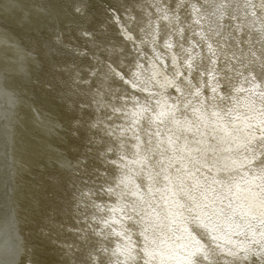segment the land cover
Here are the masks:
<instances>
[{
  "label": "bare ground",
  "instance_id": "6f19581e",
  "mask_svg": "<svg viewBox=\"0 0 264 264\" xmlns=\"http://www.w3.org/2000/svg\"><path fill=\"white\" fill-rule=\"evenodd\" d=\"M15 1L0 0V136L4 132L10 139L5 141L6 148H8L7 159L2 165L0 164V178L5 183V186L2 187V194H0V205L8 208L10 217H4L7 211L4 212V215L0 210V237H2L0 253L2 261H5L8 256L11 257L6 260L7 264L12 262L16 264L17 261V264H22L21 262L27 260L26 255L19 258L18 254L22 250L21 234L26 236V229H28L31 236L35 235L37 245L40 247L38 252L32 245L30 251L32 259L38 264H53L55 263L53 260L57 259L56 256L66 250H64V244L62 246L59 239L53 237L52 226L50 229L48 228L50 224L58 226V222L56 221L54 224L55 220L50 219V215L51 218L52 215L65 216L56 211L63 205L58 201L59 197L65 200L72 199V202L74 199L78 200V197L71 194L65 196L69 189H76L74 179L66 181L65 189L61 187L60 192L57 191L54 195H45V188L54 189V186L57 187V184L52 182L54 174L50 167L52 163L49 167L47 164L57 156L56 147L58 149L59 147L66 148L63 147L64 145L70 147L71 142L74 141V135L70 132H67L68 135L65 137L66 129L69 127L70 131L81 132L84 125L69 124L68 122V117L70 118L72 115L69 112L73 111L76 106L70 104V107H63V99H58L53 95L47 96L37 86L33 87V90L29 89L30 77L27 71L25 72V67L20 66L27 63L28 67L26 68L31 71V69L33 70L31 65H33L35 70L37 69L35 76L40 77L38 70L40 63L42 66L43 62L37 56L36 51L29 49L22 37L34 41L35 47H38L37 45L40 46L42 41H53L66 31H71L69 33L71 37L73 34H81L85 27L83 25L84 18L80 13L79 16H75L76 11L83 12L82 15H85L88 20L89 13L91 14V11L95 10L93 7L101 8L104 3H112L114 0ZM65 1L68 3H64ZM199 1L200 3L197 5L199 12L194 13L193 17L205 29H200V31L196 29L195 34L194 32L190 34L187 29L184 61L190 73L188 76L192 77L193 75L199 78L203 84L205 80L206 85H204L208 96L213 100L211 103H214V107L207 110L204 105L195 106L190 113L193 123L188 127L189 133L197 131L194 137L200 135L195 143L202 145L199 147L200 155L208 156L197 165L187 164L188 167L185 166L183 172H180L176 177L179 178L180 182L177 181L179 185L170 184L167 191V193L170 191L169 200L173 201L177 214V218L175 220L172 218L170 221L172 232L170 244L175 260L172 262L170 259V264H174V262L181 264L183 261L177 262L181 256L182 258L188 257L187 260H190L191 255L184 253L191 249L200 252L199 260H203L205 255L208 257L214 255L216 259L207 260L204 264H264L263 261L261 262V259L264 260V232L260 230V226L263 227L260 221L264 222V173H262V169H264V36H262L264 32V0H252L250 6H247L243 0H234L230 5V7H234V10L228 9L229 6L221 3L223 0ZM14 3L18 4L16 9L20 16L16 21L13 20L14 18L7 17L5 9L9 8L10 4L16 5ZM56 4H58L59 11L56 9ZM62 8L68 13L64 15L72 17V21L62 20L63 14L60 11ZM22 12H25L26 15ZM224 14L229 15L230 19L227 21L226 33L222 32L220 35V23ZM61 24L67 26H63L60 33L54 35L49 33H53L55 28ZM42 31L45 32L42 33ZM206 31L209 38L212 39L205 41V37L199 32ZM207 42L212 44L210 51L213 54H210L209 50L207 51ZM192 44H199L198 47L201 48L203 45L206 51L201 54L202 52L191 46ZM54 46L56 47V45ZM52 49L51 53L43 51L40 53L41 55L44 53L45 69L51 73L49 75L56 76L51 72L49 66L51 56L63 55L64 51L56 49L59 51L56 55ZM81 50L83 51L82 48ZM211 57L214 58L215 63L210 61L213 60ZM205 60L210 63H206ZM240 64L246 67L242 69L239 67ZM200 65L205 67L197 69V66ZM247 68L250 70L249 73L245 71ZM200 73L202 77L199 75ZM223 81L226 82V85L222 83ZM261 82H263V86L257 87L256 85ZM38 83L42 85L43 81L39 79ZM32 84L34 85V83ZM220 84L223 86L221 87ZM72 90L68 89V92L73 93ZM29 92L32 97L33 95L35 97L31 98ZM27 93L29 94L26 96ZM258 97L263 103L256 102ZM219 99L226 101L225 116L221 113L222 109L215 105L219 103ZM59 105L63 108L59 110L63 114H59L55 118L56 110L54 108L57 109ZM45 110H47L46 113H44ZM50 113H54V116ZM80 113L84 118L87 115L84 110ZM48 121L50 123L46 124ZM56 126L59 128L58 130ZM55 134H62L63 139L60 140L59 136H55ZM193 145V143H189L188 152H190L189 147ZM190 154L196 153L191 151ZM58 157L61 159L59 153ZM31 158L32 161H27ZM29 166L31 172H27ZM173 182L175 183V181ZM198 191L203 194L200 198ZM52 197L56 202H53ZM27 198L29 199L27 200ZM141 198L137 196V199L133 198L129 202H125L124 196L121 195L118 201L124 203L122 204L123 210L139 214L144 211ZM165 198L167 199L166 195ZM236 199L242 204L236 203ZM210 203H213V207L210 206ZM214 211L219 216L215 217L211 213ZM241 212L243 215L240 218ZM26 217L30 218L32 223H28ZM161 221L160 233L166 230L168 222L165 216H161ZM244 221L251 223L255 228L249 223L245 224V227H248L245 228ZM192 226L195 227L192 228ZM235 229L252 233L253 243L258 248L256 253L259 259H252V257L251 260L246 258L245 261V258L238 259L236 256L234 258V253L242 252V249L248 253L251 247L247 242L239 241ZM6 232L9 234L8 237L15 238L13 239L14 244L8 242ZM105 237L99 238L102 245H105ZM116 238L122 240L118 235ZM95 239L98 240L97 237H93L92 242L98 244L99 242ZM210 243L212 244L210 245ZM19 246L21 250H19ZM210 247L212 250L217 249L219 255L210 253L211 249H208ZM118 249L121 253L127 252L125 248ZM233 249L237 251L234 252ZM94 253L96 257L93 255ZM147 253L149 256V252ZM116 255L112 256L111 249L108 250L104 247H99L96 251L89 249L86 252V257L83 256L79 264H82L83 261L87 264H121L116 262V258H119ZM79 257L80 255L77 258ZM152 258L149 256L148 259L153 261ZM148 259L146 262H149ZM160 261V257L155 258L156 263H160ZM68 264L71 263L68 262Z\"/></svg>",
  "mask_w": 264,
  "mask_h": 264
},
{
  "label": "rangeland",
  "instance_id": "374dc122",
  "mask_svg": "<svg viewBox=\"0 0 264 264\" xmlns=\"http://www.w3.org/2000/svg\"><path fill=\"white\" fill-rule=\"evenodd\" d=\"M233 1L223 0L221 3L234 10V7H230ZM243 2L250 6L252 0ZM198 3L199 0H114L112 3H104L101 8L93 7L95 10L89 13L88 20L82 15L83 12L76 11L75 16H79L80 13L84 18L85 27L83 26L81 34H73L71 37L69 36L71 31H66L60 36L62 42L45 40L40 46L37 45L38 47H35L34 41L26 39L29 49L36 48L39 58L45 63L44 53H51V48L56 55L59 53L56 49L64 51L63 55L51 56L49 65L51 72L56 76H50L51 73L45 69V65L40 69V77L35 76L36 70L33 65H31L33 72L26 68L27 63L20 66L25 67L30 81L34 83L29 84V89L33 90V87L37 86L47 96L53 95L63 99V107H70V104L76 106L69 112L72 115L68 117V122L84 125L83 132L70 131L68 127L65 137L68 135L67 132H70L75 138L71 146L64 145L66 148L59 149L56 147L57 156L51 160L48 158L50 161L47 165L49 167L52 163L50 167L54 171L52 182L57 184V187L45 188V195L60 192L61 187L65 189L66 181L74 179L76 189H69L65 196L71 194L78 197V200L74 199L73 202L72 199L65 200L59 197L58 201L63 205L56 211L65 216L52 215L51 218L50 215V219L55 220L54 224L57 221L58 226L50 224L48 228L52 226L53 237H57L66 250L56 256L53 264L62 262L79 264L89 249L96 251L99 247L111 249V255L117 254L119 258H116V262L121 264H170V259L172 262L175 261L170 244L172 233L170 221L172 218L175 220L177 214L173 201L169 200L170 191L168 193L167 191L171 185H179L177 183L180 182L179 178L176 177L183 172L185 166L188 167L187 164L197 165L208 156L200 155L199 147L202 145L195 144L200 135L194 137L197 131L189 133L188 127L193 123L190 113L195 106L204 105L207 110L214 107V103H211L212 98L208 96L205 80L204 85L192 74V77L188 76L190 73L184 61L187 29L190 34L192 32L195 34L196 29L197 31L205 29L193 17L194 13L199 12ZM229 19V15H223L220 35L222 32L226 33ZM196 33L202 34L205 41L212 39L209 38L207 31ZM62 43L65 47H61L64 46ZM198 43L202 44L200 41ZM191 46L198 48L201 54L206 51L203 45L202 48L198 47L199 44ZM206 46L211 54L212 44L207 42ZM42 51L44 53L41 55ZM211 59L213 60L210 61L214 62V58ZM201 67L205 66H197V69ZM239 67L243 69L246 66L240 64ZM245 71L249 73L250 70L247 68ZM199 75L202 77L201 73ZM39 79L43 81L42 85L38 83ZM222 83L226 85L225 81ZM256 86H263V82ZM68 89H73V93H69ZM30 97L33 98L35 95L32 97L31 94ZM218 101L219 103L215 105L222 109L221 113L225 116L226 101L221 99ZM199 102L201 104H198ZM256 102L263 103L259 97ZM49 107L52 108L51 105ZM54 109L57 114L55 113V116L54 113L50 114L55 118L63 114L59 111L63 109L60 105L57 107L58 110ZM83 110L87 113L85 118L80 113ZM46 112L47 110L44 111ZM62 134L55 136H59L61 140ZM189 143L194 144L189 147L190 152L196 154L188 152ZM27 161H32V158ZM30 169L29 166L27 172H31ZM197 193L199 198L203 196L201 192ZM121 195L124 196L125 202L137 199V196L142 197L141 203L145 212L137 214L123 210L124 203L118 201ZM52 200L56 202L53 197ZM236 203L242 204L238 200ZM210 206L213 207V203ZM211 213L215 217L219 216L215 211ZM242 215L243 212L239 215L240 218ZM161 216H165L168 221L166 230L162 233L159 228ZM26 219L28 223H32L30 218ZM244 222L245 227L249 222ZM260 222L263 224L260 230L264 232V222ZM26 230V236L21 234L22 250L19 246L21 251L18 257L26 255L27 260L21 262L22 264H38L30 256V251L34 246L39 252L40 247L37 245L35 235L31 236L29 230ZM235 233L240 235H236L239 241L247 242L251 247L249 246L248 253L243 249L242 252L233 249L236 252L234 258L235 256L238 259L245 258V261L246 258L251 260L252 257L259 259L252 233L242 229H235ZM117 235L122 240L116 238ZM103 236H106L105 245L99 241ZM93 237L98 238L95 239L98 244L92 242ZM108 243L109 245H106ZM117 247L125 248L127 252L121 253ZM215 248L208 249H211L210 253L219 255ZM147 252L151 258L153 257V261L148 259ZM194 252L200 255L199 251L191 249L184 253L191 255L190 260L181 256L177 262L191 264ZM93 255L96 257L95 253ZM199 255L197 259H200ZM159 257L161 261L156 263L155 258ZM214 258V255H211L208 261ZM146 259L149 262H146ZM262 261L264 262L261 259ZM82 264L87 263L83 261Z\"/></svg>",
  "mask_w": 264,
  "mask_h": 264
},
{
  "label": "water",
  "instance_id": "95a60500",
  "mask_svg": "<svg viewBox=\"0 0 264 264\" xmlns=\"http://www.w3.org/2000/svg\"><path fill=\"white\" fill-rule=\"evenodd\" d=\"M64 1V0H63ZM4 6H5V4H4ZM9 6V8H5L6 9V11H7V17H9V18H11V19H13V18H16V19H13L14 21H16V20H19L18 18L20 17L19 15H18V12H17V9H16V6H18V4H16V5H12V4H10V5H8ZM56 9L59 11V7H58V4H56ZM61 11V13L63 14V16H62V20L64 21V20H66V19H69L68 20V22H70V21H72L73 19H72V17H66L64 14H68L67 12H66V10H64L63 8H62V10H60ZM23 14H25L26 15V13L25 12H22ZM4 14H5V12H4ZM5 16H6V14H5ZM24 19H26V18H24ZM31 20V19H30ZM75 22H77V21H75ZM63 26H67L66 24L65 25H63V24H61L60 26H58V27H56L55 28V30L53 31V33L52 32H49V33H51V35H54V34H58V33H60V30H61V28L63 27ZM43 32H45V31H42V33ZM44 35V34H43ZM34 36H37V35H34ZM22 39L23 40H25V42H26V39L24 38V37H22ZM55 42L56 41H58V42H56V43H59L60 41L62 42V40H61V38L60 37H58V38H56V39H53ZM63 44V43H62ZM64 45V44H63ZM61 47H65V46H61ZM66 49V51L68 50L67 49V47L65 48ZM32 50V49H31ZM34 51H36V49H33ZM26 52V51H25ZM36 54H37V56L39 57V54H38V51H36ZM35 56V58H36V55H34ZM33 58V57H32ZM43 62V65H46L45 64V62L44 61H42ZM49 64H51V63H49ZM41 65V64H40ZM42 65V66H43ZM42 66H40V68H39V70H38V72L40 71V69H41V67ZM50 66V65H49ZM37 70V69H36ZM31 83L33 82V81H30ZM56 129L58 130L59 128L56 126ZM58 138V137H57ZM60 138V137H59ZM8 140H10L7 136H6V133H4V132H2V136H0V164L2 165L3 164V162H5V160L7 159V154H8V148H6V144H5V141H8ZM59 140V139H58ZM3 186H5V183L2 181V179L0 178V194H2V187ZM4 193V192H3ZM5 204V203H4ZM0 210H1V212L4 214V212L5 211H7L8 210V208H5L3 205H0ZM0 212V213H1ZM5 215V214H4ZM4 217H8V218H10L9 217V213H8V211H7V214L4 216ZM192 227H195V226H192ZM5 235H6V237H8L9 236V234L6 232L5 233ZM239 235V234H238ZM0 239H2V237H0ZM9 241V243L11 244V242H13V244H14V240L13 239H15V238H11V237H8L7 238ZM1 253H0V264H7V262H6V260L7 259H10L11 257L10 256H8L7 258H6V260L5 261H2V258H1ZM10 264H14V262H12V263H10Z\"/></svg>",
  "mask_w": 264,
  "mask_h": 264
},
{
  "label": "snow or ice",
  "instance_id": "6c2138e0",
  "mask_svg": "<svg viewBox=\"0 0 264 264\" xmlns=\"http://www.w3.org/2000/svg\"><path fill=\"white\" fill-rule=\"evenodd\" d=\"M262 173H264V169H262ZM197 255V252L193 253V259L191 260V264H204V262L208 260L207 255L203 257V260L197 259Z\"/></svg>",
  "mask_w": 264,
  "mask_h": 264
}]
</instances>
